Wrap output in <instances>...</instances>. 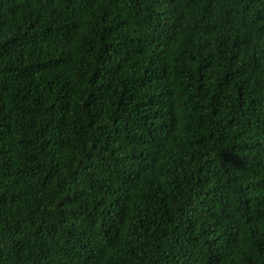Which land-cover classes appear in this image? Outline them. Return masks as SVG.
Segmentation results:
<instances>
[{
  "label": "trees",
  "instance_id": "obj_1",
  "mask_svg": "<svg viewBox=\"0 0 264 264\" xmlns=\"http://www.w3.org/2000/svg\"><path fill=\"white\" fill-rule=\"evenodd\" d=\"M0 264H264V0H0Z\"/></svg>",
  "mask_w": 264,
  "mask_h": 264
}]
</instances>
